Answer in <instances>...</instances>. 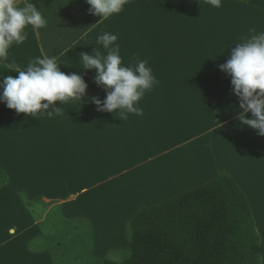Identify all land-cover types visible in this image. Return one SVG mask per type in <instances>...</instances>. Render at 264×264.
<instances>
[{"label": "crops", "instance_id": "0c3cea01", "mask_svg": "<svg viewBox=\"0 0 264 264\" xmlns=\"http://www.w3.org/2000/svg\"><path fill=\"white\" fill-rule=\"evenodd\" d=\"M31 2L41 11L47 25L39 30L27 27V39L22 44L13 43L8 59L0 64L8 67L14 63L25 70L37 56H55L62 72H79L88 87L81 100H70L64 105L55 102L54 106L61 109L52 117L39 113L35 117L17 115L5 104L0 105V170L7 178L0 188V264H40L37 257L44 254L52 264L47 252L33 253L28 249V242L40 236L39 220L24 207L20 194L28 201L59 203L67 220H87L93 233L91 254L103 258L112 250L129 249L124 226L139 208L154 207L202 186L216 179L221 171L214 170V161L205 164L201 156L193 153L197 144L194 141L202 130L200 125L194 127L189 117L194 114L176 108L180 99H175L171 107L170 100L164 97L143 98L138 102L139 107H146L141 115L97 111L91 98L103 101L105 96L94 83L96 70L81 69L79 54L97 50L106 55L97 42L104 32L117 35L123 43L139 41L143 30L150 27L141 15L155 10L159 17L151 16V41L155 39L157 24L162 27L158 36L161 44L157 45L160 58L169 54L170 47H175L178 54H185L190 48L191 60L202 55L230 58L235 45L264 31V0H249L246 5L221 0L219 8L212 7L208 0H128L121 13L104 21L89 14L86 0ZM17 6L23 7L24 0H18ZM183 125L188 132L178 138L174 132ZM171 133L174 140L165 146L171 151L180 148L177 152L181 158L172 164L165 162L172 154L165 155L161 146ZM190 156L195 162L191 158L193 166L186 167ZM249 157L251 161L242 162L243 170L250 174L258 172L262 184L255 188L253 183L257 180L250 178L247 187L251 188H244L230 176L243 192L254 217L263 264L264 165L252 169L254 159L249 153L246 160ZM182 162L180 172L191 174L171 188L172 172ZM20 210H24V215ZM26 214L36 233L20 243L24 232L19 225L17 233L14 229L6 231V219L11 217L17 223Z\"/></svg>", "mask_w": 264, "mask_h": 264}, {"label": "clouds", "instance_id": "9594fccd", "mask_svg": "<svg viewBox=\"0 0 264 264\" xmlns=\"http://www.w3.org/2000/svg\"><path fill=\"white\" fill-rule=\"evenodd\" d=\"M17 3L18 0H0V61L8 59L13 43H24L27 27L39 30L47 25L31 0H24L23 7H18ZM86 3L90 6L89 14L104 21L121 13L128 0H86ZM208 3L215 8L221 7V0H208ZM117 38L108 32L98 36L97 42L106 50V55L97 50L94 54L81 52V69H95L94 81L106 93L103 101L91 98L97 111L141 115L143 110L138 102L159 81L146 66L147 60H139L132 66L123 64L120 48L115 44ZM219 67L231 77L233 94L240 102V124L264 137V31L235 45L230 58ZM8 69L18 72V76L2 79L0 102L15 110L17 115L24 113L35 117L39 113L52 117L61 109L54 106L55 102L64 105L70 100H81L88 87L79 72H62L55 56H37L29 61L25 70L14 63H10ZM50 106H53L51 110ZM247 113H251V118H245Z\"/></svg>", "mask_w": 264, "mask_h": 264}, {"label": "trees", "instance_id": "16d2710c", "mask_svg": "<svg viewBox=\"0 0 264 264\" xmlns=\"http://www.w3.org/2000/svg\"><path fill=\"white\" fill-rule=\"evenodd\" d=\"M229 1L246 5L249 0ZM9 75L16 78L18 72L0 64V82ZM6 182L0 171V188ZM19 197L27 209L32 202L52 206L40 199L28 201L24 194ZM28 211L38 220L42 210ZM37 227L40 236L28 242V249L47 252L52 264L54 256L63 252L83 264H261L260 237L248 202L232 177L223 172L154 207L139 208L125 223L129 249L121 262L93 257L89 222L65 220L59 206L48 210ZM45 229L56 237L48 236Z\"/></svg>", "mask_w": 264, "mask_h": 264}, {"label": "rangeland", "instance_id": "374dc122", "mask_svg": "<svg viewBox=\"0 0 264 264\" xmlns=\"http://www.w3.org/2000/svg\"><path fill=\"white\" fill-rule=\"evenodd\" d=\"M154 15L155 19L159 17L158 12L155 10H151L149 11V13H147L146 11L141 15V19L147 22L150 27L148 28L149 31L148 29L143 30V37L139 36V41H135L133 43H123L120 42L121 40H117L115 42V44L120 48V55L125 66H132L139 60H147L148 63L146 66L150 68L152 67L151 69L153 75L159 81L158 85L154 86L151 91L146 92L142 99L147 97L150 98L152 96H156L158 98L164 97L166 100H170L169 105L171 107H174L173 105L175 99H180L181 104L177 105L176 108L181 112L187 111V114H194V116H189L190 119L194 121V127H198L199 125L201 126L202 131L194 141L197 143H194V147L196 148H194L195 152L193 153H195V156H201L203 158L202 161L205 164H209V161H214V170H217V172L221 171L220 173H228V175H231L244 188H251V185L247 187L248 180L250 178L257 180L253 183V186L255 188L259 187L262 182L260 176H257L258 172H253V174H250L246 169L243 170L242 162L246 161V157L249 153H252L251 156L254 155L256 150L254 157L252 156L254 159L252 162H256L257 164H253L251 168L257 169L260 166L264 165V137L259 136L256 130L251 129L246 125H241L238 120V117L240 115V102L238 98L233 94L231 77L226 73L220 71L219 67L220 65L226 63L227 59L229 58L220 56L217 58H207L202 55V57H197L191 60L188 58L189 55L193 54L190 48H188L185 54L183 53V55L175 52V50H177L175 47H170V51L168 52L169 54L163 58H160V56H158L157 48L161 44L158 38L159 34H162L161 26L157 27V24H155V39L152 37L153 41H151V16L154 17ZM129 43L131 44V46L129 45ZM101 54H103V52H101ZM189 82L193 83L188 86ZM96 87L100 88V92L103 94V96L106 97L105 91L97 85ZM140 108L146 107L140 106ZM149 108L150 107H148L146 110H148ZM245 118H251V113L245 114ZM204 128L205 130H203ZM185 130L186 126L183 125L178 131L174 132V134L175 136H178V138H182L188 132ZM169 135V138L167 136V138H164L162 140L163 144L161 146L165 155L167 154L169 156L172 154L170 158H167L168 160L165 159L166 163L170 161V163L172 164L175 160H181V158L178 157L179 152H177L180 148H175L173 151L166 148L165 145L173 142L174 140L172 133ZM250 141L252 142L250 143ZM247 151H249V153H247ZM233 155L235 156V158L233 157ZM191 158V156L188 157L187 162H185L186 167L193 166V163H190ZM258 158H260V161H258ZM251 160L252 159L249 157L248 162ZM192 161L195 162V158H192ZM182 165L183 162L177 163L176 168H178V170H175L176 168H172L175 171L172 172L173 180L171 188L175 187L173 185H175L176 183L179 184L180 182H184L183 179L188 178L191 174V172L188 173V171L185 173H183V171L180 172V166ZM1 172L4 173V171ZM180 179L181 181H179ZM56 206H59L60 214L62 216L61 206L57 202L52 203V206L49 207H44L40 202H32L29 209H27L24 205L27 210H33L34 212L39 209L42 210L40 212V215L38 216L39 221H43L47 211L54 209ZM21 213L22 215H24V210H22ZM62 218L64 217L62 216ZM8 219H6V231H8V229H14L17 233V226L19 225V230H22L24 232L23 234L26 236H22V238L19 240L18 238H16L18 242H26L35 235V228H33V224L29 221L30 219L27 214L25 215V218L23 220L22 218L19 219L22 221L17 223L14 222L11 217L9 220ZM45 230L48 236L53 235L54 237H56L55 234L51 232L52 230ZM127 250H112L108 252L105 257L114 262H121L127 257ZM29 251L32 252V250ZM35 252L37 253L38 251L35 250ZM37 258L39 259L40 264H50L46 254ZM54 263L83 264L80 261L73 260L70 256L67 255V253L65 255L64 252L57 253L54 256L53 264Z\"/></svg>", "mask_w": 264, "mask_h": 264}, {"label": "bare ground", "instance_id": "6f19581e", "mask_svg": "<svg viewBox=\"0 0 264 264\" xmlns=\"http://www.w3.org/2000/svg\"><path fill=\"white\" fill-rule=\"evenodd\" d=\"M254 137V136H253ZM253 137H252V139H253ZM257 137V136H256ZM260 138V137H259ZM243 141V140H242ZM252 141H250V143H251ZM260 142V141H259ZM252 145V144H251ZM244 148H246V147H244ZM253 148V147H252ZM258 149H259V147H258ZM257 149V150H258ZM247 153H249V151H247ZM255 153H256V150H255ZM255 153H254V155H255ZM251 154L252 153H250V156H251ZM254 155H252L253 157H254ZM237 156V155H236ZM233 157L235 158V156L233 155ZM247 158V157H246ZM236 160V159H235ZM237 161V160H236ZM246 161H248V160H246ZM237 164V163H236ZM255 165L257 164L256 162L254 163ZM238 166V165H237ZM252 166H253V164H252ZM251 166V167H252ZM240 168H241V166H240ZM254 168H255V166H254ZM251 169V168H250ZM241 172V171H240ZM258 176V175H257ZM260 227H261V224H260ZM264 232V231H263ZM261 249V248H260ZM264 264V263H263Z\"/></svg>", "mask_w": 264, "mask_h": 264}]
</instances>
